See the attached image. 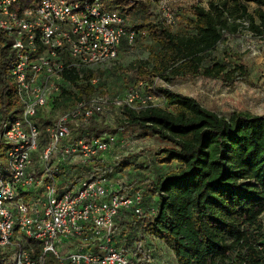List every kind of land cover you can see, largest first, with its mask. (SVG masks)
<instances>
[{
  "label": "trees",
  "instance_id": "1",
  "mask_svg": "<svg viewBox=\"0 0 264 264\" xmlns=\"http://www.w3.org/2000/svg\"><path fill=\"white\" fill-rule=\"evenodd\" d=\"M100 1L108 11L118 10L126 16L134 10L140 13L138 20L126 25L135 31V43L145 38L148 44L149 57L130 64L139 76L132 86L138 91L148 80L171 82L182 78L218 81L226 87L239 82L257 87L243 55L229 51L222 60L211 55L226 35H236L246 28L245 23L246 29L264 37V0H210L208 8L194 3L174 13L175 24L167 23L160 11L140 0ZM250 3L256 4L253 12ZM176 25L182 29L173 31ZM12 44L13 38L0 29V129L1 122L23 109L10 72L16 60ZM122 47L132 46L124 42ZM99 71L102 73L100 69L88 70L82 79L78 71L65 72L64 78L74 84L76 92L64 91L61 106L89 99L99 88L109 93L101 83L97 87L89 84L97 79ZM261 88L264 91V84ZM153 92L164 97L166 104L176 106V116L137 100L114 113L113 123L94 120L87 130L72 132L77 139L91 140L119 138L127 128H137L138 138L157 137L166 144L156 152V163L171 167L158 180H147V194L132 182L131 187L143 190L144 212L139 216L128 214L117 223V246L131 250L135 246L132 241L141 235L135 249L139 258L132 256L139 264L149 263L141 246L148 236L164 242L178 264H264V114L234 111L220 119L189 96L166 88ZM50 118H43L44 126L51 123ZM7 150L8 146L0 143V160ZM226 158L230 167L222 163ZM122 165L123 161L113 166L97 159L79 167L73 177L110 176L122 182L116 176ZM248 172L250 179L241 180ZM145 202L151 204L145 207ZM13 250L0 249V259L12 255ZM47 264L57 262L50 256Z\"/></svg>",
  "mask_w": 264,
  "mask_h": 264
},
{
  "label": "built area",
  "instance_id": "2",
  "mask_svg": "<svg viewBox=\"0 0 264 264\" xmlns=\"http://www.w3.org/2000/svg\"><path fill=\"white\" fill-rule=\"evenodd\" d=\"M160 8L175 24L170 8ZM127 24L128 16L105 10L100 0H0V29L13 38L10 72L23 104L20 114L1 122L0 143L8 150L0 160V249L14 250L0 264H47L50 256L57 264H139L129 248L117 246L116 226L128 214L144 212L143 190L110 176L73 177L97 159L107 162L118 137L77 139L72 132L146 100L129 87L121 96L98 90L61 106L64 91L76 92L65 72L78 71L82 79L116 61L124 42L135 44ZM98 81L89 84L97 87ZM45 117H52L47 126ZM122 159L115 156L113 166ZM66 240L75 249L60 253L57 246Z\"/></svg>",
  "mask_w": 264,
  "mask_h": 264
},
{
  "label": "rangeland",
  "instance_id": "3",
  "mask_svg": "<svg viewBox=\"0 0 264 264\" xmlns=\"http://www.w3.org/2000/svg\"><path fill=\"white\" fill-rule=\"evenodd\" d=\"M144 3L151 4L156 11L160 10L162 3L165 4L163 10L168 12L167 8L174 13H179L181 9H188L194 3H201L208 8L210 0H140ZM250 11L256 8L255 3H250ZM162 15V13H161ZM140 18L138 10H134L128 16V24ZM246 28L248 23L244 24ZM242 28L236 35H226V39L213 52L211 58L222 60L224 55L232 52L236 55H243L244 61L248 64L251 71V78L257 85L254 87L248 83L239 82L234 87H226L221 82L212 81L201 78H182L171 82H164L160 79L154 81L148 80L139 89V96L146 100V106L156 109L160 112L176 116L175 105L166 104L164 97L155 95L153 89L166 88L171 91L189 96L197 101V103L205 110L215 113L220 119L229 117L234 111H248L256 115L264 114V91L261 86L264 84V37L257 35L249 29ZM180 26H175L173 31L181 30ZM149 57L148 44L145 38L138 39L131 48H121V52L116 61L104 64L100 67H94L95 70L100 69L97 74L98 84L113 96H121L129 87L135 86L139 80L137 71L130 68V64L136 59H146ZM148 88H147V86ZM146 86V87H144ZM152 88V89H150ZM99 90H103L99 88ZM150 98V99H149ZM58 111L56 112V115ZM110 122H114L113 116ZM140 131L137 128H127L118 138V145L114 151L106 153L108 164L113 165L115 156L123 157V169L120 171L119 177L122 182L127 183L131 187L134 185L144 189L147 194V180H158L162 177L171 166H159L156 163V152L166 146L157 137L138 138ZM228 152V149L225 150ZM218 155L214 157L217 158ZM222 163L225 167H230L229 161L223 159ZM235 170V169H234ZM237 171V168L236 170ZM241 180L250 179L249 172L241 177ZM114 181H117L114 179ZM121 183V182H120ZM147 196V195H146ZM147 198V197H146ZM149 202V200H148ZM145 202V207L149 206ZM152 202V201H151ZM148 204V205H147ZM264 221V215L262 216ZM138 235L134 241V247H131V256L135 257L136 245L139 244ZM142 246L143 253L149 258L148 264H178L173 252L161 240L148 236ZM75 249L73 240H66L63 245L57 246V250L61 253L66 248ZM65 252V251H64ZM63 254V253H62ZM139 258L138 256H136ZM135 257V258H136ZM139 260V259H138Z\"/></svg>",
  "mask_w": 264,
  "mask_h": 264
}]
</instances>
